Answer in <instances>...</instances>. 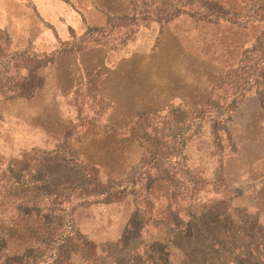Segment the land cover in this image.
<instances>
[{
  "label": "rangeland",
  "instance_id": "374dc122",
  "mask_svg": "<svg viewBox=\"0 0 264 264\" xmlns=\"http://www.w3.org/2000/svg\"><path fill=\"white\" fill-rule=\"evenodd\" d=\"M214 1L0 0V95L17 78L42 86L0 100V264L34 231L80 233L93 264H155L182 253L168 205L195 210L208 240L225 237L214 220L233 241L239 225L264 232V0ZM157 172L170 191L146 193Z\"/></svg>",
  "mask_w": 264,
  "mask_h": 264
},
{
  "label": "trees",
  "instance_id": "16d2710c",
  "mask_svg": "<svg viewBox=\"0 0 264 264\" xmlns=\"http://www.w3.org/2000/svg\"><path fill=\"white\" fill-rule=\"evenodd\" d=\"M177 1L178 5L181 7H189V6H195V2L199 4V7L202 8L204 11L215 9L214 7L206 2L211 3H218V1L214 0H163V2L160 5V8L163 10V12H169L171 8V2ZM206 1V2H205ZM219 5V3H218ZM93 31V29H91ZM71 73H68V77L71 76ZM3 82V79L1 80ZM9 84V83H7ZM16 90H13L16 92L11 97L7 94L0 95V100L7 101L10 100H21L24 101L27 99L26 91L28 89L32 88H40L42 87L39 85V82H35L34 78L32 76H28L26 78H17L16 83L13 85ZM98 178L93 177L91 179V186L98 185L97 182ZM112 179L107 180L106 185H109L112 181ZM142 189L147 193V191H153L156 190V187H163L166 188L167 191H170V181L169 179L163 175L161 172H157L156 176L152 179L147 178L142 181ZM149 195L146 194V198L144 201L143 208L145 212L143 211V215L149 214L150 212L148 209H151V204L149 200ZM169 198V196H167ZM19 210V209H18ZM165 216L164 222L168 224L169 226L177 227V224H181V227L183 226L184 229L180 232V245L179 249L182 251V253H176V252H169L167 257H162L158 252L154 256H149L150 258L155 259V264H215L216 260H221V257L218 255V252L216 251L213 246H216L220 248V250L224 253H226V256L222 259L223 264H246V261L240 262L238 259L239 256L247 257L248 259L257 260L258 262H261L264 264V232L260 230V226L255 224V227L253 229H249L247 227L242 226V228H239L240 225L236 228V231H238L241 234L242 242L240 241H233L229 238L226 234H232L230 232L229 227L227 225L223 226L222 223L218 221H213L212 224H210L209 230L207 231H215V233L220 232L225 233V237L222 238V236H213L212 234L210 237H213V240H208L207 236L202 234V226L196 222L195 217L193 215L195 214V210H189L184 209L182 216H180V211L178 213H174L172 210V207L169 205L163 210ZM27 223L29 225V230L34 231L32 229V226H37V228L40 230L42 227H40V221L33 220L31 218L32 211L27 213ZM184 215H189L191 217L190 220L187 221V223H183L181 217ZM146 226H143L141 228V231L138 233V236L141 237L142 232L144 231ZM221 227H226V231H221ZM204 231L207 228H203ZM235 230V229H234ZM263 230V229H262ZM74 233V232H73ZM30 239L28 242H24L21 244V251H17L15 255H13L12 259H9L5 264H30V262H35L34 264H76L75 260H82V263L85 264H93L95 257H85L83 252L86 250L87 252L95 251L96 248H92L90 243L86 241V238L82 236L80 233H75V236H70L65 239L64 243L62 244H52L51 240H47L46 238H41L38 234L34 232L29 234ZM183 243L186 244V251H184L182 245ZM229 243H231V246H229ZM178 247V246H177ZM42 248H48L49 249V255L48 260L41 259ZM219 256V257H218ZM177 257V258H175ZM236 257L237 259H234ZM85 260H89V262H84ZM148 261V260H147ZM226 261V262H225ZM138 261H136L137 263ZM150 262V261H149ZM128 263V262H127ZM117 264V263H116ZM140 264H146V262H142ZM221 264V262H220Z\"/></svg>",
  "mask_w": 264,
  "mask_h": 264
}]
</instances>
